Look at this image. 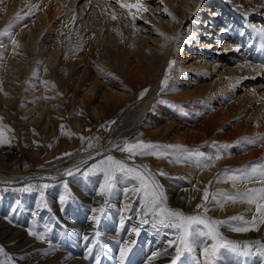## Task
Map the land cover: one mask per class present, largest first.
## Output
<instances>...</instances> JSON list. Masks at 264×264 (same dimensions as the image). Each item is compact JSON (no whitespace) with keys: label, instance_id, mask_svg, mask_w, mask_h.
<instances>
[{"label":"rangeland","instance_id":"obj_1","mask_svg":"<svg viewBox=\"0 0 264 264\" xmlns=\"http://www.w3.org/2000/svg\"><path fill=\"white\" fill-rule=\"evenodd\" d=\"M63 1L62 4L67 3L68 6H70V9H77V12L82 6H84V0H76L74 4L70 3L71 0ZM90 1V3L86 4L83 11H79L81 14L80 18H82V20L87 21V14L90 12L89 10H91L90 6L93 5L92 0ZM143 1L147 11L143 12L142 16L138 15V18L136 17L133 21L132 18L127 15V9H121L119 4L116 3V0H111L114 4L113 9L117 13H120L128 21L129 25L127 27L134 26L136 28L135 30L139 31V33L136 31L138 35L144 33L143 35L141 34L142 37L141 35L139 36V41L145 48H148H146L147 51H151L154 48V44L159 42H156V39H154V37L158 38L156 37L158 35V33L156 34L157 31L154 33L153 30H150L152 29L150 25L152 22L156 26H159L161 23L164 25L163 21L170 19L169 16H174L171 11L173 10V6L171 5V0ZM87 2H89V0H87ZM123 2L135 3V0H123ZM9 3L10 0L8 1V4ZM262 3H264V1H262ZM71 4L73 6H71ZM203 4L204 2H199L197 8L195 9L196 12L194 11L191 15H189L190 20L185 19L180 21V26L176 27L177 30L175 38L179 39H175L174 48H176L177 45V47H179L180 39L181 41L185 40L184 42H196L197 44L198 41L200 43L205 42L204 39H209V41L212 40L214 42L217 41V39L213 37L215 36V33H213L214 30L211 28L210 16L203 18L206 21L200 29H195V32L191 34H184V29L190 24V21L195 19V15L196 17L199 16L198 12L200 10H204L202 7ZM165 8L167 9V12L165 11ZM214 8L216 7L211 8L212 11H215ZM19 11L20 10L17 8L10 11L7 9H0V17L3 20L0 23V31L8 30L12 32L16 41L20 40L19 37L24 33H26V35L29 32L34 33L32 29H28L26 27V24L32 20L30 15L26 16L27 9ZM79 13H77V15ZM169 13L171 15H169ZM218 14L220 15V19L217 21L218 27L221 26L219 31H221L223 35L218 37V41L215 43L216 48L211 49L213 52L210 54L208 52L207 54H209L210 57L206 55V58H211V60L216 58L217 62L219 61L218 63L224 72V75H220V85L223 83H226V85H222L220 88L218 86V89L214 93V90L210 92L212 94L209 97L214 99L231 91L233 92L231 93L233 95H230L231 97L228 96V98L225 97V102H232L233 100L235 101V99H241L244 97L242 99L244 103L240 101V105L243 109L247 107V105L255 107L256 104L260 102V98L257 100L258 96L261 97L264 95V44L257 46V42L263 39L262 37H264V33L262 34L260 29H256L258 23L257 21H254V18L250 17L251 19H247L245 23L246 25H243L239 21L238 15H234L230 9L227 13L222 10ZM18 16L20 19H17ZM141 19L143 21H141ZM224 19H229L230 21L232 20L231 24L228 25ZM111 22L113 23V20L106 22V25H109L108 23L112 24ZM159 22L160 24L157 25ZM217 22H215V24H217ZM9 24H12L11 28L8 27ZM63 27L65 29V25H63ZM204 31L205 33L207 31L209 32V36H207V38L203 37L202 32L204 33ZM110 32L111 34L114 33L112 28L110 29ZM192 36L196 39V41H191L192 39L190 38H192ZM183 37L185 38L183 39ZM146 44L148 46L150 45V48L146 46ZM18 45L21 47L20 42H18ZM19 46H14L9 37L0 36V96L2 92V94H10L12 97V104L9 106L0 102V129L4 132L3 139L7 141L6 143H0V158L4 157L5 161L9 160L7 168L4 170L0 169V230L5 228L17 232L16 236L14 234V237L11 239L7 236L9 233L5 234V232L0 231V264H76V262L72 260L74 257L70 252V242H74V244H72L78 248V251L82 254L84 251L87 252L88 249L96 250L97 246H99V255L103 256V259H101L103 263L122 264L120 248L126 246L122 243L124 237L129 235V238L134 240V243L138 245L139 243H137V239L131 236L135 233L137 235H142V225L137 226L135 222L124 221L127 211L132 214V210L135 208L140 210V197L138 195H125L126 189L137 187L138 183L132 179H118L126 181L127 185L124 187V190L121 191L119 186L116 184L112 193L105 197L99 195V192H96V190L100 188V185L103 183V173L97 172L84 175L89 168H91L94 164H97L99 161L104 160L109 155L113 156L117 160L123 161L128 166L138 168L141 171H143L146 167L154 175L159 184L163 186L165 193L167 190H171L164 189L165 185H168L167 183L170 180H179L182 177L181 174L185 171L184 167H182V171L181 169H177L178 171L180 170V172L177 170H165L169 163H172L174 158H182L188 153L196 152H202L204 156H192L190 160L183 161L185 163L194 162L195 164H198L197 161H199L200 163L198 166L203 170H207V173L209 172L208 175L212 176V178H209V182L211 183H209L206 187L210 193L223 191L235 194L237 192H245L250 188H259L264 186L259 181H244V185L239 187L238 190H229L230 188H228V185L230 182H218V178H224L226 170L231 172L232 170L243 169L245 167L250 168L253 165H264V136L262 139L259 138V141H255V143H249V141L252 140L241 136L229 139L228 141L220 142H216L215 140L208 142L207 139L203 141H188L183 145L182 142H176V144L174 143V139L171 138V134H173L172 131L168 134H165L162 131L156 132L159 126H166L174 120H181L182 117H184V119L186 117L187 119L198 120L205 116L206 112L209 113L208 110L205 109L206 105H204L205 99L203 95H198L197 93L200 91L197 87L200 85L202 88L201 93H204L207 85L213 82L212 80L216 75L214 77L212 76V78H203L199 76L200 74L198 72L200 69L198 68L202 67V63L199 66H189L188 71L183 75V70L177 67L179 62H176V65L174 64L175 66H172L171 69L167 71V86L163 84L165 79L164 77L160 85V93L167 90L175 91V95L177 93L185 94V90L190 92L188 93L187 100H178L177 98V101L176 98H174V100L168 95L166 97V94L163 96L158 94L156 103L159 105L160 110H151L149 113V120L147 123L143 124L146 130V137H126L125 139L114 143V150L111 152L107 151L97 156L94 155L96 158L92 156L93 158H90L85 162H81L72 168H67V170L63 169V171H60L59 173L55 171V173L52 172V170L57 169L61 165L63 166L68 162L82 158L99 150L102 145L109 144L114 132L128 122L132 107L136 105V101L145 95L148 88L151 86L150 84L152 83V79L148 80L144 85L134 88L124 81L123 76L119 77L122 85H120L118 87L119 90H117L125 94V99L123 101L121 100V102H116V104L105 106V112L107 111V113L95 116V114L92 113V105L94 102L102 100L100 97H102L103 94L100 93L103 92L101 90L103 88L100 85L97 86V91L99 92L100 90V92L92 95V100L86 105H81L78 101V96L73 98L74 100L72 99L74 106H72V108H68L70 104L69 99L72 97L71 88L73 86H77V82L74 80L75 76L73 75L72 79H70L71 81L69 82L72 86H69V83H67L66 85H68V87L66 85H62L53 73L49 71L47 77L43 79V81L39 80L40 83H35L34 90L31 93H28V90L30 89L28 84L34 80V77H37V80L40 79V73L38 72V74H36L34 72L35 67H33L32 71L26 75L28 65H26L23 61V55L19 51ZM16 47L18 49H16ZM237 48L239 51L236 50ZM188 49L189 47H187V44L184 43V45H182V50L188 51V53H185L191 57V60L188 62L191 63L196 60L193 55L196 50ZM225 50H227V52ZM198 54L201 53H197V55ZM202 56H204V53L203 55H200L199 58ZM186 57L187 56H185V58ZM188 63H185L184 66ZM38 65H40V62ZM246 65L248 68L250 66L251 70L254 68L259 69L257 71L258 73H254L256 71L255 69L253 70V73H250V76L247 77L246 70L243 69V66L245 68ZM209 67H211V65H209ZM2 72L7 74L4 78H9L12 74L15 76L10 77L8 81H3L2 77L4 73ZM9 73L12 74L10 75ZM111 76H113V74H111ZM229 79L235 80V83H231ZM6 83L10 84L11 88L9 85H6ZM254 87H256L255 90L250 89ZM82 89L84 90V88ZM142 93L143 95H141ZM47 96L48 98H44ZM236 103L237 102H235V104ZM46 105L48 107H46ZM79 107L82 109L81 113L78 111ZM208 107L211 109L216 107V104L211 102ZM41 111L43 114L39 115ZM36 115H39V119L37 121H31V119L33 120ZM234 118L237 119L238 116H235ZM43 121H46V124L48 123L47 126H44ZM254 124H257V122H254ZM77 126H80V130ZM232 127L233 124L232 126L230 125V128ZM217 129L218 128H215L214 130ZM96 130L103 134V138L100 142H97V136L94 134ZM262 134L264 135V133ZM140 141L161 146L173 145L181 147L166 149L169 154L163 157L164 159L162 158L159 167L157 165H153L155 162L154 160H157V157L155 156L136 155L134 157H130L129 153L120 151L117 147H123L126 143L135 144ZM258 148H262V151L257 153L255 156H252L250 153ZM218 153L223 159L221 163L218 162L220 159H215L218 164L214 162L207 168L202 167L204 163H208V160L204 159V157L215 158ZM224 159L227 160L224 161ZM228 159H231V161ZM68 171H71L72 175H67ZM161 172L165 173V175H160ZM6 173L11 174L7 175ZM30 173H34V176L29 175ZM44 185H47V187H43ZM65 185L67 187H65ZM188 185L190 188L191 185L189 183ZM196 189L198 192H195V190L189 191L192 193H187L185 198L182 199L183 205L181 208L171 206L168 201L167 206L174 210L182 211L185 215L201 214L206 215L210 219L216 220H229L230 217L240 215L242 217L243 214H246L247 212H245L243 207H239L234 210L235 212L226 213V217H221L220 219L214 218L213 212L220 210L219 206L215 203H208L207 206L210 210L207 213L204 212L203 208H197V205L205 203L203 201V192L205 187H196ZM78 190L83 192L82 196L76 192ZM117 190H120V198L115 197ZM41 193H43V198ZM61 197L64 198L63 201H61ZM178 197L180 196L178 195ZM104 198L109 200V203L107 202L109 205L106 204ZM113 198H115L116 201H113ZM209 200H211V197ZM226 203L232 204L233 202L229 201ZM126 204L130 205V209L127 211L125 210ZM245 205H247L248 208L253 209L251 214L254 216L255 206L249 205L247 202H245ZM101 207L104 208L102 213L94 211L95 209H99ZM54 211L57 214V217H59L57 220L58 222H51L50 224L48 220H43L44 218H42L41 214H45L47 212L45 215H47V219H49ZM92 216H99V223H97ZM104 217L110 220L109 222L113 229L112 231L107 232L108 228L102 227V235L99 234L101 236L98 237L99 239L97 238V241H95L93 239H95L94 232L97 227H93V224L101 226V221ZM252 218L248 221H251ZM87 219H90L89 223L85 224L84 222H86ZM231 223L233 226H240L242 222L231 221ZM80 226H85L88 230L81 234L78 233V237L70 239L67 243L64 241L66 243L65 245H69L67 247L69 250L65 251V249L58 245V240L60 238L67 237V235L70 237L76 236L75 231H77ZM136 229H138V232L135 231ZM157 229L163 230L165 228L158 227ZM258 229L259 230L236 232L231 230L228 225H223L220 227V233L226 240L237 243L241 250H247L245 249V245H249L251 246L252 251L255 252L257 248L256 242L252 241L251 243H242L241 240H244V235H249L248 238L257 236L260 239L256 240L260 243H264V224H259ZM167 230H169L167 234L161 238V243L165 246V250H163L165 252H163V255L161 252L159 257L169 255L172 259L175 255V246L169 247L168 242L175 239V230ZM62 232H65L66 234ZM30 233H36V235H31ZM237 235L241 237H237ZM38 236L42 238H37ZM85 237H87V239H85ZM107 249L108 253L104 254ZM200 251V248L197 249L196 254L202 260ZM129 252L130 251H128V253ZM222 254L224 256L222 264H241L242 261L248 258H257L261 264L260 258L256 255L244 256L229 253L224 250H222ZM117 255H119V259H117ZM76 256H80V254H77ZM134 258L137 263H144V257L137 255ZM189 262L190 264H193L192 261L189 260L188 264Z\"/></svg>","mask_w":264,"mask_h":264},{"label":"bare ground","instance_id":"obj_2","mask_svg":"<svg viewBox=\"0 0 264 264\" xmlns=\"http://www.w3.org/2000/svg\"><path fill=\"white\" fill-rule=\"evenodd\" d=\"M8 1L9 0H0V9H7L8 11L14 8H17L20 11L27 9L26 16L30 15L32 19L31 21H29V23L26 24V27L28 29H32L34 33L29 32L27 33V35L26 33H24L22 36L19 37L20 40L17 41L21 43V47L19 46L20 44L18 46H19L20 53L23 55L22 56L23 61L26 63V65H28L26 69L27 70L26 75L32 71L33 67H35L34 72L36 74H38V72L40 73V76H39L40 79L37 80V77H34V80H32V82L28 84V87H30V89L28 90V93H31L34 90L35 83H40V81H43V79L47 77L49 71L53 73V75L58 79L60 83H62V85H66L67 83H69L73 75L75 76L74 80L77 82V86H73L71 88L72 97L69 99L70 104L68 108H72V106H74L73 98H76L78 96H79L78 101L81 103V105H86L87 103H89L92 100V95H95L98 92L97 86L100 85L103 88L101 89L103 92L100 93V94H103V96L100 97L99 95V97L102 100L101 101L98 100L99 102H94L92 105L93 106L92 113H94L96 116L98 114L100 115V114L107 113V111L105 112L106 110L105 106L116 104V102L118 101L121 102V100L123 101L125 99L126 97L125 94L118 91L119 90L118 87L122 85L121 84L122 82H120L121 80L119 77L123 76L124 81H126L130 86L134 88L144 85L148 80L152 79L150 88H148L147 92L145 93L143 97H141L138 101H136V105L132 107L130 111L131 115L129 117L128 122H126L123 126H121L118 130L114 132L109 144L102 145L99 150L92 152L91 154H88L82 158L68 162L64 164L63 166L61 165L57 169L52 170V172L55 171L59 173L60 171H63V169L67 170V168H72L80 164L81 162H85L86 160H89L90 158H93L99 154H102L107 151L111 152L114 150V146H115L114 143L118 142L119 140L125 139L126 137L127 138L132 137V136H134L133 138H137L136 136L146 137V130L143 124L147 123V121L149 120L148 118L150 116L149 113L151 112V110L153 111L160 110L159 105L156 103L158 99V94H161L162 96L166 94L165 95L166 97L168 95L169 97H172L173 99L176 98V101H177V98L178 100L179 99L187 100L188 93L190 92L187 90H185V94H180L176 92L177 94L175 95V91L173 90H167L165 92L160 93L161 82L164 79L167 71H169V65H167V59L170 55H173L175 57V65H176V62H179L177 67L183 70L182 75L188 71L189 66H199L202 63V67L198 68L200 69L198 72L200 74L199 76L203 78H208V77L212 78V76L213 77L215 75L216 76L215 78H213L212 83L210 84L208 83L209 85H207V88L204 91V93H201L202 88L200 85L199 87H197L200 90L197 93L198 95H203L205 99L204 105H206L205 109H207L209 113L206 112L205 113L206 115L201 117L198 120L187 119L186 117L184 119V117H182L181 120H177V121L174 120L172 122L169 121L170 123H168V125L163 126V127L159 126L156 132L162 131L163 133L168 134L170 131H172L173 134H171V138L174 139V143L176 144V142H182L183 145L185 144V142L187 143L188 141L190 142L198 141V140L203 141L207 139L208 142L212 140H215L216 142H220V141H228L229 139H232L235 137H241V136L246 137V139L259 141L258 139L259 138L262 139V137L264 136L262 134L264 133V95L261 97L258 96L257 100L260 98L259 100L260 102L257 104L254 103L256 104L255 107H251V105H247V107H245L244 109L240 105V101L243 102L242 99L244 97L241 99H235V101L233 100L232 102L231 101L228 103L225 102V97L228 98V96L233 95L231 94L233 93L231 91L229 93L226 91L227 93L221 95L220 97H217L214 99L210 98L209 96H211L212 94L210 92L214 90L213 91L214 93L218 89V86L220 88L222 85L225 86L226 83H223L222 85H220L221 84L220 75L222 74L224 75V72L222 71L223 69L218 63L219 61L217 62L216 58L212 60L211 58L210 59L206 58V55L210 57L209 54L213 52L211 51V49L216 48L215 43L218 41V37L220 35H223L222 32L219 31L221 29V26L218 27V22H217L220 19V15L218 14L219 12L223 10V11H226L227 13L228 10L230 9L234 15H238L239 21L243 25H246L245 23L247 19H249L250 17L254 18V21H257L258 23L256 29L259 30L261 28H264V3H262V1L264 0H171V5L173 6V10L171 11L173 12L174 14L173 17L175 19L169 16L170 19L163 21L164 25L162 23L160 24L161 21L157 23V25L160 24L159 26H156L151 21L152 23L150 27L152 29L150 30H153L154 33L157 31L156 34L158 33V35L156 37L158 38L154 37V39H156V42L157 41L159 42L157 44L155 43L156 46L154 44L153 46L154 48L151 51L150 50L147 51L146 50L147 47L145 48L139 41V36L142 33L138 35L139 31L135 30L136 28L134 26L127 27L129 25L128 21L120 13H117L113 9L114 4L111 2V0H92L93 5L90 6L91 10L88 9L90 12L87 14L88 16L87 21L82 20V18H80L81 14L79 13V11H83L86 4L91 2L90 0L89 2H87V0H84L83 2L84 6H82L80 10H78V12L76 11L77 9L76 10L70 9V6H68L67 3L62 4L63 0L62 1L60 0H10L9 4H8ZM75 2L76 0L70 1V3L72 4H74ZM142 2L144 4L143 0ZM199 2L200 3L204 2L202 6L204 10H200L198 12L199 14L198 17H196L195 15V19L191 20L190 24L184 29L185 30L184 34L185 33H186L185 35L191 34L195 32V29L197 30L200 29L203 26L204 22L206 21L203 18L210 16L211 28L214 30V32L213 31L212 32L215 33V36L213 37H215L217 41L214 42L212 40L209 41V39H204L205 42L200 43L198 41V44H197L196 42L195 43L194 42H191V43L184 42L185 40L181 41L180 39L179 47H177L178 46L177 45L176 48H174V44L176 41L175 39H177L175 38L176 37L175 33L177 30L176 27L180 26L179 25L180 21H183L185 19L190 20L189 15H191L195 11ZM72 4L71 6H73ZM212 7H216L214 8L215 11H212L211 9ZM132 11L135 12V9H133ZM77 13L79 14L77 15ZM113 13H115L116 19L112 18ZM142 14L143 13L139 15L142 16ZM137 18H138V15H137ZM110 20H113V23L111 22L112 24L108 23L109 25H106V22ZM2 21L3 20L0 17V23ZM141 21L143 20L141 19ZM225 21L227 22L228 25H230L232 22V20L230 21L229 19H226ZM215 22H217V24H215ZM63 25H65V29ZM111 28L114 31V33L112 34L110 32ZM161 33H163V35H161ZM202 34L204 38L205 37L207 38V36H209L208 31L206 33L204 31V33L202 32ZM184 38L185 37H183V39ZM262 38L263 39L257 42V46L264 44V37ZM190 39H192L191 41H196V39H194L193 36ZM184 43H186L187 47H189L188 50L190 49L196 50L193 54L194 59H196L195 61L193 60L194 62L188 63L191 60V57L189 55H186L188 51L182 50V45H184ZM146 46L148 45L146 44ZM148 47L150 48V45ZM16 49L18 48L16 47ZM225 51L227 52V50ZM202 52L204 53V56L199 58L200 55H203ZM208 52L209 54H207ZM197 53H201V54L197 55ZM185 56L187 57L185 58ZM39 62H40V65H38ZM185 63H188V64L184 66ZM209 65H211V67H209ZM243 69L246 70L247 77L250 76V73H253V69L251 70L250 66L249 68L247 65L245 66V68L243 66ZM219 70H221L222 72ZM258 70L259 69H256L254 73H258L257 72ZM111 74H113V76H111ZM6 75L7 74L4 73L3 77L1 76L3 78V81L4 80L8 81L10 77L15 76L14 74H12L9 78L7 77L4 78V76ZM229 81L233 84L235 83V80L233 79L232 80L229 79ZM6 85H9L11 88L10 84L6 83ZM69 86H72V85H70L69 83ZM82 88H84V90ZM255 88L256 87L250 88V89L255 90ZM115 89L116 90L118 89L117 90L118 92ZM44 98H48V96ZM0 102H3L4 105L9 106L12 104V97L10 96V94H2L1 92ZM211 102L213 104H216V107H213L210 109L208 106H210ZM235 102L237 103L235 104ZM46 107L48 106L46 105ZM78 111H80L81 113L82 111L81 107H79ZM40 114H43L42 111L39 113V115ZM39 115H36L33 120L31 119V121H34V120L37 121L39 119ZM171 115H168V116H171ZM235 116H238V118L235 119L234 118ZM252 118H253V122H252ZM254 122L255 123L257 122V124H254ZM47 124L45 121L44 126H47ZM232 124H233V127L230 128V125L232 126ZM77 127H79L78 129L80 130V126H77ZM215 128H218V129L214 130ZM94 134L97 136L96 137L97 142H100V140H102L103 138V134H101L97 130L94 132ZM153 134H156V133H153ZM261 151H262V148L261 149L258 148L257 150L256 149L253 150L250 154L252 156L253 155L255 156L257 153ZM162 158H157V160H154L155 162L153 163V165H157L159 167L160 162L162 161ZM204 159H207V157H204ZM212 159L216 164H218V162L221 163L223 160L221 158L217 162L214 157H212ZM226 160L227 159H224V161ZM228 160L231 161V159H228ZM8 161H5L4 157L0 158V169L1 170L2 169L4 170L7 168V165L9 164ZM182 167L185 168V171L183 172V174H181L182 177L177 181L170 180L167 183L168 185H165V188H164V189H171V190H167L165 195L170 205L175 208L182 207L183 205L182 199L185 198L187 193L189 194L192 193L189 191L195 190V192H198L196 187H206L209 184V178L210 177L212 178V176L208 175L209 172L207 173V170L201 169L198 166V164H195L194 162L185 163L183 160L182 162L177 163L175 158L172 163H169L168 167L165 170L168 169V170L175 171L177 169H181L182 171L183 170ZM178 172H180V170ZM8 174H11V173H8ZM33 174L34 173H30L29 175L34 176ZM229 182H230L228 185V188H230L229 190L231 189L238 190L239 187L244 185L243 182L237 181L235 187H233L232 182L231 181ZM188 183L191 185L190 188H189ZM116 184L117 186H119V189L121 191H123L124 187L127 185L126 181H123V180H118ZM120 190L116 191V195H115L116 198L120 196ZM76 192L81 196L83 195V192L81 190H78ZM96 192L97 193L99 192V188L96 190ZM177 193L180 197H178ZM114 200L115 198H113V201ZM108 201L109 200L105 199V202L107 205H109ZM239 207H243V209H245V212L247 211L246 214H243L241 212L243 214L242 217L244 219L249 220L252 218L253 214L251 213L253 212V209L248 208L247 205H245V202H240V201L235 202V204L224 203L222 210L220 209V210H216L213 212L214 218L220 219L221 217H226L227 216L226 213L235 212L234 210H236ZM45 214H41L42 218H44L43 220L45 221L48 220L50 224L51 222H56L59 219L55 211L51 214L49 219H47V215ZM150 217L151 216L146 217L149 220V223L144 224V223H141V221L145 219V217L142 215L139 209L135 208L134 210H132V214L127 211L124 221L135 222L137 226L142 225L141 227L142 235H137L135 233L131 236L137 239V243H139L138 245L134 243L135 242L134 240L129 238V235L124 237V240H122L123 245L129 246V248L131 249H130V252L129 253L127 252V254L123 257L122 264H139L136 262V259L134 258L137 255L144 257L143 264H149V259L150 257H152V254L154 252H160V253L162 252V255H163V252H165L163 251L165 250L164 249L165 246L162 245L161 238L164 235H166L169 230L167 229L158 230L157 228H154L152 226ZM89 220L90 219H87L86 222L84 223L88 224ZM109 221L110 220L108 218L104 217L102 218L101 226L100 225L97 226L93 224V227L95 226L97 227L96 231L94 232L95 239L93 240L97 241V238L102 235V227L108 228L107 232L112 231L113 227L110 225ZM87 230L88 229L85 226H80L79 229L75 231L76 236L70 237L69 235H67V237L65 238H60L58 240V243H59L58 245H60L61 248L65 249V251L69 250L67 249L69 245H65V244L70 239H74L78 237L79 234ZM0 231L5 232V234L9 233V235L7 236L8 238H11V239L14 237V234L16 236V233H17L16 231H11L10 229H5V228ZM62 233H65V232H62ZM237 237H241V236L237 235ZM248 237L249 235L248 236L244 235L243 236L244 240H241L242 243H245V242L251 243L252 241L257 242V240L260 239L257 236H253L250 238ZM64 241H66V243ZM70 243H71L70 252L72 256L74 257V258L72 257L71 258L72 260L76 262V264L77 263L78 264H98V263L105 264V262L103 263L101 261V259H103V256L99 255V252H100L99 246L96 245L97 246L96 250L88 249L87 252L84 251V253L82 254L78 251V248H76L73 245L74 242H70ZM197 249H199V247ZM105 251L106 252H104V254H107L108 249ZM77 254H80V256H76ZM117 259H119V255H117ZM170 262H171L170 256L165 255L163 257H157L155 259H152L150 264H170ZM258 263H259V259L248 258L242 261L241 264H258ZM227 264H230V263H227Z\"/></svg>","mask_w":264,"mask_h":264},{"label":"snow or ice","instance_id":"obj_3","mask_svg":"<svg viewBox=\"0 0 264 264\" xmlns=\"http://www.w3.org/2000/svg\"><path fill=\"white\" fill-rule=\"evenodd\" d=\"M116 3L119 4L121 9L128 10L127 15L130 16L133 21L136 19L137 15L147 11L142 0H135V3H124L123 0H116ZM133 9H135V12L132 11ZM165 11L167 12L166 8ZM169 15L171 14L169 13ZM112 18L116 19L115 13L112 14ZM17 19H20V17L18 16ZM173 19L175 18L173 17ZM8 27L11 28L12 24H9ZM260 32L264 33V28H261ZM161 35H163V33H161ZM0 36L9 37L11 43L14 46H18V42L13 37L12 32L8 30L0 31ZM236 50L239 51L238 48ZM174 63V61L169 63V69H171ZM253 70H255V68ZM167 82L168 77L166 75L163 84L167 86ZM141 95H143V93ZM3 136L4 132L0 129V143L7 142L3 139ZM249 143H255V141L252 140L249 141ZM117 147L120 151L129 153L130 157L136 155H151L162 158L169 154L166 149L180 148L181 146H161L140 141L135 144L126 143L123 147ZM192 156L203 157L204 154L202 152L188 153L182 158L177 157L176 162L180 163L182 160H190ZM221 158L219 153L215 157L216 160ZM207 160L208 163H204L202 167L207 168L211 166V163H214L212 157H208ZM197 163L199 164L200 162L197 161ZM97 172L103 173V183L100 185L98 194L105 197L112 193L118 179H132L138 183L137 187L126 189L125 195H138L140 197V212L145 217L141 223H149L146 217L151 216V223L154 228L162 227L175 230V239L168 242L169 247L175 246V255L172 257L170 264H188L189 260L192 261L193 264H222L224 260L222 250L244 256L256 255L260 258L261 264H264V243L257 241L255 252L252 251L249 245H245V249L247 250H241L237 243L226 240L220 233V227L223 225H228L231 230L236 232L259 230L258 225L264 224V186L250 188L245 192H237L235 194L223 191L210 193L208 188L205 187L203 192V201L205 203L197 205V208H203L205 213L210 210L207 206L208 203H215L221 210L223 209L224 203L229 201L233 203L238 201L247 202L249 205L255 206V215L251 221L244 220L241 216L230 217L229 220H216L201 214L185 215L182 211L168 207L163 186L159 184L154 175L146 167L141 171L109 155L104 160L94 164L84 175ZM67 175H72V172L68 171ZM160 175H165V173L161 172ZM229 181L232 182L233 187H235L237 181H259L264 185V165H253L250 168L245 167L243 169L232 170L231 172L226 170L224 178H218V182ZM43 187L46 188L47 185ZM65 187L67 186L65 185ZM41 196L43 198V193H41ZM210 197L211 200H209ZM63 199L64 198L61 197V201H63ZM129 209L130 205L126 204L125 210L127 211ZM94 211L102 213L104 208L101 207ZM93 219L99 223L100 217L94 216ZM231 221H241L242 223L240 226H233ZM135 231L138 232V229ZM30 234L36 235V233ZM37 238L42 237L38 236ZM85 239H87V237H85ZM198 247L201 249L200 255L202 256V260L196 254ZM128 251H130L128 246L121 248L120 255L122 259ZM160 255V252H154L149 259V264L152 259Z\"/></svg>","mask_w":264,"mask_h":264}]
</instances>
